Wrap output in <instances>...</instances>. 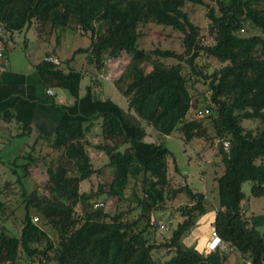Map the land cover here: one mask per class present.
I'll return each mask as SVG.
<instances>
[{"label":"trees","instance_id":"1","mask_svg":"<svg viewBox=\"0 0 264 264\" xmlns=\"http://www.w3.org/2000/svg\"><path fill=\"white\" fill-rule=\"evenodd\" d=\"M192 1L206 6L215 45L201 43L200 29L185 11L188 0H0V23L9 33L29 29L33 22L40 26L39 37L47 28L51 32L90 33V46L78 49L74 57L86 53L89 65L98 70L107 57L129 55V63L114 81L129 112L161 137L178 131L187 144L205 139L217 149L216 163L224 166V173L216 178L218 204L186 186L191 202L181 208L185 220L166 242L151 243L146 233L157 229L156 216L166 211L172 196L182 192L175 191L168 178L172 152L162 148L140 163L121 119L103 112L95 120H101L103 135L113 144L97 146L109 158L97 170L88 152V134L95 120L59 126L46 137L52 139L55 149L63 151L58 165L48 168L46 196L38 189L29 191L25 184L35 162L33 155L16 158L29 160L19 165L22 175L17 174V183L23 188L19 235L11 234L6 225L10 215L0 192V264H225L222 246L238 251L244 257L242 264H264V215L246 217L242 211L245 183L251 182L252 196H264V128L254 132L242 125L250 120L264 126V0ZM149 23L183 33L184 53L155 50L147 54L140 49L139 28ZM248 26L260 34L247 36ZM152 55L175 58L179 64L168 67L154 61ZM201 55L214 58L222 67L211 74L206 68L197 70ZM74 57L65 62L69 68L43 60L37 70L46 84L62 89L76 101L81 98L85 75L71 68ZM183 61L198 77L196 81L209 83L212 106L208 110L214 113L205 118L187 120L194 98ZM144 65H150L151 71L146 72ZM104 170L110 173L107 181L96 191L81 192V183L93 174L104 175ZM132 182V193L127 196ZM114 198L125 205L115 215L107 214L104 207L95 208L96 203L105 205ZM209 211L216 212L213 232L223 244L203 254L184 241ZM162 248L173 253L172 257L155 260L153 252Z\"/></svg>","mask_w":264,"mask_h":264},{"label":"rangeland","instance_id":"2","mask_svg":"<svg viewBox=\"0 0 264 264\" xmlns=\"http://www.w3.org/2000/svg\"><path fill=\"white\" fill-rule=\"evenodd\" d=\"M205 3L211 4L210 0H204ZM185 11L189 14L191 21L200 29V41L207 46L215 45V41L209 32V21L207 19V8L204 5L188 0ZM39 25L33 22L31 28H25L20 32L14 33L13 40L10 41L9 48L7 50V58H10L11 63L15 65L27 68L34 60H44L46 54H51L52 51L57 54L54 56L59 57L61 66L65 65L67 60H71L74 57L75 52L80 48H88L91 43L90 33H83L81 31L67 30L65 32H51L50 28L42 31V36L39 37L38 30ZM141 38L139 40V48L144 50L147 54H150L155 50L173 51L177 54H183L184 48V35L183 33L171 28L158 25L156 23H149L142 25L139 28ZM245 34L247 36L259 35L260 32L250 26L247 27ZM88 55L86 53L77 54L72 62H70L71 68L82 72L85 77L82 80L81 90L83 93L88 87L98 91V86L101 85L107 88V93L114 100L115 104L123 109L128 110V103L126 99L119 93L114 85V81L120 77L125 67L130 61V56L124 54L118 59H111L107 57L105 59V66L98 70L95 65H89ZM152 59L156 62H160L168 67L179 64V61L175 58L164 59L155 55H152ZM9 60L6 67H8ZM184 67V75L189 80V88L194 98V107L187 116V120L197 119L195 113L197 110L208 111L211 107L209 100V83L203 80H198V77L193 74L192 68L186 63L182 62ZM222 67L214 58L201 55L197 60V70L206 68L209 74L214 70H218ZM69 68V67H68ZM146 72H150L152 67L150 65H144ZM205 70V69H204ZM109 78L110 81L105 80ZM113 80V81H112ZM196 82L194 86L192 83ZM56 87V86H55ZM57 89L58 98L62 95ZM134 113V112H132ZM214 113V111H210ZM206 116V115H205ZM203 116L202 118H205ZM201 119V118H198ZM96 121V120H95ZM143 129L138 134L137 138L141 141L152 142L163 149H169L173 157L169 158V173L168 178L170 180L172 188L176 190L182 189V192L176 193L174 197L169 199L166 211L156 216L157 229L150 228L146 233L151 243L163 244L171 236L172 232L177 228L178 224L185 220L181 212V208L190 204V198L185 191L186 186H190L194 191L205 194V196L218 204V185L216 178L224 173V166L217 164L219 161L217 149L212 148L205 139L199 138L192 141L190 144L185 143L181 134L176 131L171 136L161 137L156 131L145 122L140 121ZM97 123V124H96ZM96 126L88 134V140L90 146L88 152L93 160V166L95 169H100L109 162V158L105 152L99 150V145H112L111 141H108L103 135L101 128V121L94 122ZM242 125L247 130H253L254 132L261 131L264 126L259 121L244 120ZM20 132V135L16 136L14 128L2 133L3 139L0 141V192H2L1 201L6 203L5 212L10 215V219L6 225L11 229V234L19 235L21 230V214L22 206V192L23 188L17 183V174L22 175L23 168L19 165L29 162L28 158H22L21 156H29V153L33 155L35 162L31 163L29 169V178L26 180V187L29 191L37 190L42 196L48 194L47 186L49 182L48 168L50 166H57L62 150L55 149L52 139L46 137L43 141H40L35 148H31L39 137V132L33 125L28 126L27 132H23L24 127ZM17 130V129H16ZM12 132V135H11ZM19 134V133H18ZM130 145V144H129ZM127 145V146H129ZM21 155L18 160L16 158ZM138 161L142 163L143 158L137 157ZM17 162V166L15 165ZM15 163V164H14ZM105 174L99 176L98 173L93 174L92 177L80 185L81 192H91L98 189V185L108 180L110 175L109 170H104ZM133 182L127 189V196L132 193ZM252 184L247 182L243 185V192L245 194V200L242 203V211L246 217L264 215V196L254 197L251 193ZM124 209L125 205L119 203L116 198L108 199L105 202V212L109 215H115L117 209ZM77 211L81 212V207L77 208ZM215 211H209L207 214L202 215L197 222L195 228L192 229L190 234L185 238V244L187 246L195 245L196 248L203 254H209L212 252L211 242L213 240V223L215 220ZM36 220V216L34 221ZM38 224L39 221H35ZM171 225L170 230L168 226ZM264 233V227L262 228ZM222 253L227 257L225 264H242L244 257L235 250H232L228 246H222ZM173 253L168 249L162 248L153 252L155 260L166 261L172 257ZM50 264H56L54 262Z\"/></svg>","mask_w":264,"mask_h":264},{"label":"crops","instance_id":"3","mask_svg":"<svg viewBox=\"0 0 264 264\" xmlns=\"http://www.w3.org/2000/svg\"><path fill=\"white\" fill-rule=\"evenodd\" d=\"M13 38L14 33H9L6 38L7 50ZM54 54L57 56L52 51L45 57L59 58ZM8 60L7 71L0 80V141L3 139L2 133L11 128L15 129L16 136L21 137L24 136L20 135L23 129L21 126L24 127L25 134L27 128L31 131L28 126L33 125L39 132V137L34 142L37 145L53 134L59 126L71 122L90 123L95 120L97 114L111 112L121 119L127 135L131 138L130 145L134 147L138 157L146 161L161 151L162 147L137 138L143 129L140 120L135 113L119 108L107 93V88L99 85L97 91L88 87L84 93L81 90V98L76 101L58 88L62 92L58 98L57 87L46 84L39 75L37 66L42 60L36 58L26 69L11 63L10 58ZM105 80L110 81L109 78ZM48 89H53L56 95H49ZM95 127L94 125L93 128Z\"/></svg>","mask_w":264,"mask_h":264},{"label":"built area","instance_id":"4","mask_svg":"<svg viewBox=\"0 0 264 264\" xmlns=\"http://www.w3.org/2000/svg\"><path fill=\"white\" fill-rule=\"evenodd\" d=\"M9 35V31L5 28V26L0 23V80L1 77L5 74V72L7 71V49H6V38ZM44 61L46 62H50L53 63L57 66H61V62L58 58H53V57H45ZM47 93L51 96H55V92L53 89H48ZM193 109V108H192ZM191 109V110H192ZM210 114V111H205V110H197L195 115L198 118H202L203 116H207ZM225 146L228 147V143H225ZM104 203H96L95 204V208H99V207H104ZM38 219H36L35 221H37ZM213 240L211 242V249L212 251H215L218 247H220L223 243L222 240L220 239V237L218 236L217 233L213 232Z\"/></svg>","mask_w":264,"mask_h":264}]
</instances>
